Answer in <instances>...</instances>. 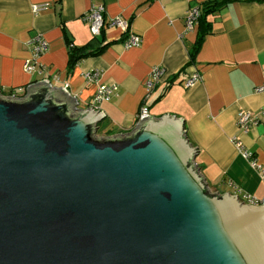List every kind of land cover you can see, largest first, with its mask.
<instances>
[{"label":"water","instance_id":"1","mask_svg":"<svg viewBox=\"0 0 264 264\" xmlns=\"http://www.w3.org/2000/svg\"><path fill=\"white\" fill-rule=\"evenodd\" d=\"M103 118L47 79L0 89V264H264V205L211 191L182 119Z\"/></svg>","mask_w":264,"mask_h":264},{"label":"crops","instance_id":"2","mask_svg":"<svg viewBox=\"0 0 264 264\" xmlns=\"http://www.w3.org/2000/svg\"><path fill=\"white\" fill-rule=\"evenodd\" d=\"M208 1L0 0V89L24 94L47 79L88 108L98 84L84 74L98 69L101 83L116 86L97 104L105 121L101 136L133 131L142 109L154 117L176 116L199 149L196 160L210 188L237 194L234 182L242 193L263 198L264 174L240 154L233 137L264 165V116L247 131L238 125L241 110L255 116L264 110V92L256 91L264 85V0H217L222 5L207 14L209 29L196 50L199 25L187 30L186 16ZM35 5L45 7L36 13ZM98 5L105 6V22L95 35L84 16ZM117 16L128 20L127 30L111 25ZM36 34L49 48L28 71V43ZM130 34L140 36L139 46H124ZM70 49L90 54L70 66ZM156 66L165 74L148 93ZM195 74L199 79L187 86Z\"/></svg>","mask_w":264,"mask_h":264},{"label":"built area","instance_id":"3","mask_svg":"<svg viewBox=\"0 0 264 264\" xmlns=\"http://www.w3.org/2000/svg\"><path fill=\"white\" fill-rule=\"evenodd\" d=\"M45 5H35L34 11L37 13L41 11L42 8H44ZM104 14H105V6L98 5L93 6L90 11L84 16V20L90 25V29L93 34L100 35L102 32V28L104 25ZM201 15V9L200 7H193L190 9L186 16V28L187 30H193L198 23V20ZM111 25H115L117 27H120L121 29L127 30L128 28V20L117 16L111 19L110 21ZM141 42V38L139 35L136 34H130L127 39L124 42V46L126 48L139 46ZM31 47L32 57L30 59H27L25 62V67L28 71H33L38 64V59L40 56L46 52L49 48L48 42L43 38L41 34L34 35L28 43ZM165 74V69L162 67H154L152 69V72L149 76V79L146 82V87L148 93L154 88V86L161 81L162 77ZM85 78L90 81L97 82L98 88L93 100V105L91 107L97 109V104L107 100L110 98L113 91L116 89V86H108L106 84H103L100 82L101 73L98 69L88 71L84 74ZM199 79V76L197 74L191 76L189 79L186 80V85L191 86L193 85L197 80ZM256 91L259 93L264 92V85H258L256 87ZM101 113V111H100ZM149 116V113L147 109H142V111L138 114V121L142 120L144 117ZM261 116H264V110L260 115H253L252 112L247 110H241L239 112L238 116V125L241 130L247 131L251 126L255 125ZM233 141L235 142L236 146L238 147V150L240 154L248 159L252 166L260 173L264 174V165L259 163V161L254 157V154L252 151H249L245 145L238 140L236 137H233ZM230 185L235 188L237 191L236 193L239 195L240 200L244 203H248L251 205H264V197L263 198H257L255 196H252L249 193L241 192L238 186L234 182H230ZM240 192V193H239Z\"/></svg>","mask_w":264,"mask_h":264},{"label":"trees","instance_id":"4","mask_svg":"<svg viewBox=\"0 0 264 264\" xmlns=\"http://www.w3.org/2000/svg\"><path fill=\"white\" fill-rule=\"evenodd\" d=\"M221 5H222V3L218 2L217 0H209L203 6L200 18L198 20L199 38L197 40L198 45L195 48L196 50L200 48L203 37L208 32V29H209V23L207 22V18H206L207 14L209 12L216 10ZM196 50H195L194 54L196 53ZM89 54H90V52H85V51H82L81 49H70V66H74L77 62H79L81 59H83L85 56H87ZM4 94L16 95V96H22L23 95L22 93L16 92L15 89H12L7 93L5 92ZM104 122L105 121L102 120L98 124V128H97L98 135L102 134Z\"/></svg>","mask_w":264,"mask_h":264},{"label":"rangeland","instance_id":"5","mask_svg":"<svg viewBox=\"0 0 264 264\" xmlns=\"http://www.w3.org/2000/svg\"><path fill=\"white\" fill-rule=\"evenodd\" d=\"M211 189V191H213V192H215L216 190L214 189V188H210ZM222 193V192H221Z\"/></svg>","mask_w":264,"mask_h":264}]
</instances>
